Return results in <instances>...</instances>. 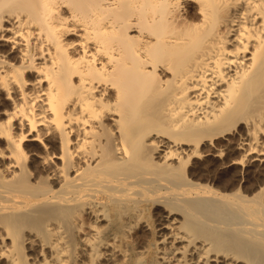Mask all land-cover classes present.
I'll use <instances>...</instances> for the list:
<instances>
[{
	"label": "bare ground",
	"instance_id": "bare-ground-1",
	"mask_svg": "<svg viewBox=\"0 0 264 264\" xmlns=\"http://www.w3.org/2000/svg\"><path fill=\"white\" fill-rule=\"evenodd\" d=\"M0 264H264V0H0Z\"/></svg>",
	"mask_w": 264,
	"mask_h": 264
}]
</instances>
